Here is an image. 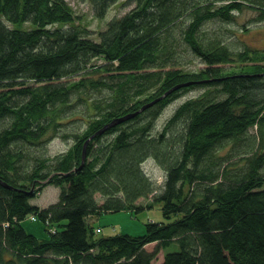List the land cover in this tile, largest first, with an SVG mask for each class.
Masks as SVG:
<instances>
[{
    "label": "trees",
    "instance_id": "obj_1",
    "mask_svg": "<svg viewBox=\"0 0 264 264\" xmlns=\"http://www.w3.org/2000/svg\"><path fill=\"white\" fill-rule=\"evenodd\" d=\"M81 1L102 20L120 0ZM125 4L91 38L69 0H0V264H154L172 244L160 264H264V48L238 34L264 0ZM48 185L59 199L33 204ZM154 203L166 222L144 235L96 233Z\"/></svg>",
    "mask_w": 264,
    "mask_h": 264
},
{
    "label": "rangeland",
    "instance_id": "obj_2",
    "mask_svg": "<svg viewBox=\"0 0 264 264\" xmlns=\"http://www.w3.org/2000/svg\"><path fill=\"white\" fill-rule=\"evenodd\" d=\"M127 0H120L117 4L113 5L112 8L107 12V14L102 18V20L95 18L94 9L87 2L81 0H69L72 8H74L75 13L79 21L77 22L84 25L90 32L91 38H96L97 34L104 30L107 23L113 20L115 17H122L127 11H129L132 6L125 4ZM250 13H246L243 17H249ZM240 40L243 44H247L251 47L264 48V25L263 24H253L250 29L244 33H238ZM198 70L201 65L198 63H193L189 69ZM203 92L201 88H193L182 94L181 97L175 99L169 106L163 111V114L159 118L157 125L162 126L163 123L172 115L173 109L182 103L187 98L199 95ZM67 144L65 141L59 138H54L49 145V151L51 154H58L66 151ZM144 169L152 178L157 179L158 184L163 181V171L157 166V164L152 160L144 164ZM59 199V189L57 187L48 185L44 187V190L38 195L37 198L31 200L32 203L45 207L54 204ZM162 205L160 203H154L152 207L145 208L143 211L138 213H129L121 211L120 213H110L104 214L99 218L95 219L93 222L96 227H101L102 231L98 236L108 237L116 234H128L131 236H142L144 235L146 224L148 222H166L163 217V212H161ZM22 226L26 231L38 239L46 240L49 237V231L44 227V224L40 220L31 221L30 215L26 217ZM98 228V229H99ZM157 243H152L147 245L146 250L149 252L156 251ZM178 244H172L165 250H159L154 264H160L165 253L178 251Z\"/></svg>",
    "mask_w": 264,
    "mask_h": 264
},
{
    "label": "water",
    "instance_id": "obj_3",
    "mask_svg": "<svg viewBox=\"0 0 264 264\" xmlns=\"http://www.w3.org/2000/svg\"><path fill=\"white\" fill-rule=\"evenodd\" d=\"M155 103V101L154 102H152V103H150L149 105H148V107L151 105V104H154ZM126 119V118H125ZM125 119H122V120H125ZM122 120H120V121H118V122H121ZM117 124V123H116ZM113 125H115V123H112V124H110L109 126H113ZM108 127V126H107ZM84 156H85V154H84ZM84 156H83V160H84ZM1 182V181H0ZM2 183V182H1ZM4 186H6V187H8L6 184H4V183H2Z\"/></svg>",
    "mask_w": 264,
    "mask_h": 264
},
{
    "label": "built area",
    "instance_id": "obj_4",
    "mask_svg": "<svg viewBox=\"0 0 264 264\" xmlns=\"http://www.w3.org/2000/svg\"><path fill=\"white\" fill-rule=\"evenodd\" d=\"M101 231H102L101 229L100 230H96V233L97 234H100Z\"/></svg>",
    "mask_w": 264,
    "mask_h": 264
}]
</instances>
